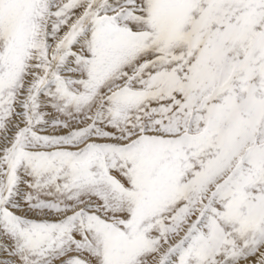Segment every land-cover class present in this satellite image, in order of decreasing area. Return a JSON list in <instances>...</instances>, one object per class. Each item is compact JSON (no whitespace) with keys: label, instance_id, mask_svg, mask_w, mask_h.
<instances>
[{"label":"snow or ice","instance_id":"6c2138e0","mask_svg":"<svg viewBox=\"0 0 264 264\" xmlns=\"http://www.w3.org/2000/svg\"><path fill=\"white\" fill-rule=\"evenodd\" d=\"M0 264H264V0H0Z\"/></svg>","mask_w":264,"mask_h":264}]
</instances>
